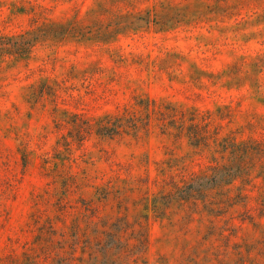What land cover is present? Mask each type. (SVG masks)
Wrapping results in <instances>:
<instances>
[{"label": "rangeland", "instance_id": "374dc122", "mask_svg": "<svg viewBox=\"0 0 264 264\" xmlns=\"http://www.w3.org/2000/svg\"><path fill=\"white\" fill-rule=\"evenodd\" d=\"M33 30L0 61V264H264V0H0V34ZM207 171L206 202L171 201Z\"/></svg>", "mask_w": 264, "mask_h": 264}, {"label": "trees", "instance_id": "16d2710c", "mask_svg": "<svg viewBox=\"0 0 264 264\" xmlns=\"http://www.w3.org/2000/svg\"><path fill=\"white\" fill-rule=\"evenodd\" d=\"M37 31H28L22 34L7 36L0 34V61L7 56H14L16 59H22L29 56L32 49L35 47L37 43H39L40 39H47V36H42L36 34ZM36 35V36H35ZM146 103H150V106H144V108L149 111L151 109V102L148 101ZM138 105H142L139 104ZM165 112L162 113L163 124L164 127L168 125H172L176 127L179 136L185 134L188 136L190 141L193 142V145L196 147L204 146L209 147V141L211 139V133L207 129V125H202L196 121L197 114L195 112H190L180 110L175 108L172 104H168L164 106ZM137 116L129 111H125L123 114H118L115 116L106 117L99 125H98V134L103 136H115L121 134V132L125 131V129L132 128L137 129L138 123ZM245 144V143H242ZM224 151L229 148L231 151L235 149L231 146L228 147V144H220ZM218 167H212L211 170H215L213 174L204 172L202 174H192L189 181H182L184 184L182 186L178 185L176 182H173V192L170 194L171 201H184V202H192L202 200L206 202V198L213 189L223 188L224 186L232 185L233 181L236 180L239 175H232V173H219L216 171ZM242 169H244L242 167ZM235 174V173H234ZM217 181L216 188H204L203 186V178H212ZM198 195L200 198H196ZM195 200V201H193ZM155 207H158V204H155Z\"/></svg>", "mask_w": 264, "mask_h": 264}]
</instances>
